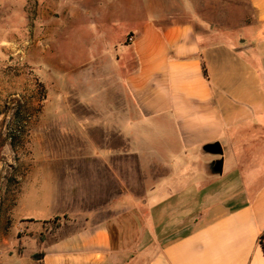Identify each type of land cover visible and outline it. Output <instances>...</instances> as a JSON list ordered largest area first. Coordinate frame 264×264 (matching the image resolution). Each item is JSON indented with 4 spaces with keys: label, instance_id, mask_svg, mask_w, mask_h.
<instances>
[{
    "label": "crops",
    "instance_id": "crops-1",
    "mask_svg": "<svg viewBox=\"0 0 264 264\" xmlns=\"http://www.w3.org/2000/svg\"><path fill=\"white\" fill-rule=\"evenodd\" d=\"M241 1L264 25V0ZM88 8L63 13L62 44L82 37L73 29L90 18ZM157 8L147 5L151 16L117 41L109 23L83 24L95 30L91 42L101 50L78 68L74 61L65 66L69 78L83 72L63 92L65 107L77 93V105L89 114L52 121L66 125L62 133L79 125L81 142L59 153L70 163L62 185L51 184L53 203L62 207L44 222L72 220L42 246L34 264H264V114L252 113L260 124L249 138L239 128L231 138L222 114L230 88L225 65L243 60L245 42L214 26L200 33L195 18L168 19ZM53 11L41 20L58 27L61 16ZM216 142L223 173L212 176L206 166L217 158L202 148Z\"/></svg>",
    "mask_w": 264,
    "mask_h": 264
},
{
    "label": "rangeland",
    "instance_id": "rangeland-1",
    "mask_svg": "<svg viewBox=\"0 0 264 264\" xmlns=\"http://www.w3.org/2000/svg\"><path fill=\"white\" fill-rule=\"evenodd\" d=\"M150 4H155L160 15L168 19L195 18L200 33L214 26L233 42H245L241 45L243 60L225 65L229 72L226 75L225 71L224 84L230 88L225 92L222 114L231 138L238 128L248 138L253 137L254 131L258 133L253 125L260 123L252 113L264 114V25L254 22L248 3L241 0H0V264H34L37 261L34 256L41 254L42 246L56 236L62 224L72 220L66 217V220L43 223L50 217L51 209L62 207L57 201L53 203L56 188L51 184L57 181L62 185L63 173L70 163L59 153L64 148L79 147L81 142L79 125H70L71 132L62 133L66 125L52 121L60 116L89 114L77 105V93L73 94L72 107H65L63 92L64 84L78 80L76 76L83 72L78 69L69 78L65 66L68 68L74 61L78 68L81 60L101 50V45L91 42L95 30L84 29L83 24L92 18L94 23H109L107 31L112 29L117 41L136 20L151 16L147 11ZM78 5L90 7L86 15L90 18L81 19L82 23L73 29L82 37L70 42V46L64 45L61 43L63 13ZM47 10H55L50 12L52 16L55 13L61 16L58 27L41 20V14ZM216 76L213 75L215 84L219 78ZM222 144L226 152L225 141ZM31 149L38 152L30 156ZM211 156L218 159L213 155L207 157ZM134 169L135 177L139 175L141 180L137 164ZM135 190L141 194V189ZM203 196L199 195V200ZM82 222L80 219L79 225Z\"/></svg>",
    "mask_w": 264,
    "mask_h": 264
},
{
    "label": "water",
    "instance_id": "water-1",
    "mask_svg": "<svg viewBox=\"0 0 264 264\" xmlns=\"http://www.w3.org/2000/svg\"><path fill=\"white\" fill-rule=\"evenodd\" d=\"M202 151L205 154L219 157V159L213 161L212 163L206 166L207 173L212 176L222 175L223 173V149L220 143L216 142V143L205 145L202 148Z\"/></svg>",
    "mask_w": 264,
    "mask_h": 264
},
{
    "label": "trees",
    "instance_id": "trees-1",
    "mask_svg": "<svg viewBox=\"0 0 264 264\" xmlns=\"http://www.w3.org/2000/svg\"><path fill=\"white\" fill-rule=\"evenodd\" d=\"M63 219L66 220V217H63ZM58 221H60V218L59 217H56V218L52 219L51 221L44 222V224L54 223V222H58ZM259 241H260V244H262L264 242V232L260 236ZM41 256H42V254H40L39 256H34V258H37V260H39Z\"/></svg>",
    "mask_w": 264,
    "mask_h": 264
},
{
    "label": "built area",
    "instance_id": "built-area-1",
    "mask_svg": "<svg viewBox=\"0 0 264 264\" xmlns=\"http://www.w3.org/2000/svg\"><path fill=\"white\" fill-rule=\"evenodd\" d=\"M132 40H133L132 38H129V39H128V42H132Z\"/></svg>",
    "mask_w": 264,
    "mask_h": 264
}]
</instances>
